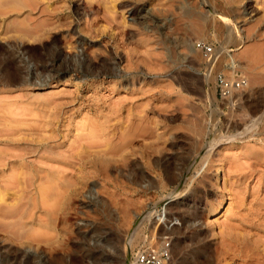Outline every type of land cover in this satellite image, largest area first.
Masks as SVG:
<instances>
[{
    "label": "rangeland",
    "instance_id": "obj_1",
    "mask_svg": "<svg viewBox=\"0 0 264 264\" xmlns=\"http://www.w3.org/2000/svg\"><path fill=\"white\" fill-rule=\"evenodd\" d=\"M0 8V264H136L167 245L168 264H264V0ZM219 73L245 84L222 99ZM89 136L97 164L79 167Z\"/></svg>",
    "mask_w": 264,
    "mask_h": 264
},
{
    "label": "bare ground",
    "instance_id": "obj_2",
    "mask_svg": "<svg viewBox=\"0 0 264 264\" xmlns=\"http://www.w3.org/2000/svg\"><path fill=\"white\" fill-rule=\"evenodd\" d=\"M11 1H12V0H11ZM11 1L9 2L8 0H0V6L4 5V6L6 7V6H8L9 4H11ZM15 3H16V0H15ZM18 3H19V2H18ZM20 4H21V3H20ZM21 5H22V4H21ZM12 6H13V5H12ZM9 7H11V6H9ZM19 7H20V6H19ZM2 8H3V7H2ZM11 8H12V7H11ZM77 8H78V7H77ZM0 9H1V8H0ZM3 9L6 10V8H3ZM16 10H17V9H16ZM8 11H9V10H8ZM8 11H4V10H3L2 12L0 11V17L6 18L7 16H5V15L7 14ZM10 11H11V10H10ZM140 11H141V10H140ZM138 12H139V11H137V10H131V11H130V16H131L130 19L133 20V21H136V20L138 19V17L140 16V14H139ZM79 13H80V12H79ZM1 19H2V18H1ZM202 19H203V18H202ZM223 20H224V19H223ZM4 21H5V20H4ZM8 22H9V19H8ZM0 23H1V21H0ZM1 24H2V23H1ZM9 24H10V23H9ZM4 25H5V26L7 25V27L9 26L7 23H5ZM4 25H3V27H4ZM19 25H20V24H19ZM19 25H18V26H19ZM23 25H24V24H23ZM32 25H33V24H32ZM15 26H17V25H15ZM15 26H12V27H15ZM20 26H21V25H20ZM7 27H6V28H7ZM25 27H26V26H25ZM33 27H34V26H33ZM50 27H51V26H50ZM9 28H10V27H8L7 29L10 30ZM16 28H17V27H16ZM22 28H23V27H22ZM22 28H21V29H22ZM12 29H13V28H12ZM12 29H11V30H12ZM18 29H19V28H18ZM31 29H32V28H31ZM52 29H53V28H52ZM0 30H1V29H0ZM8 30H6V33H8V32H7ZM11 30H10V32H11ZM13 30H14V29H13ZM25 30H26V29H25ZM4 31H5V29H4ZM19 31H20V29H19ZM23 31H24V30H23ZM14 32H15V31H14ZM16 32H18V30H17ZM26 32H27V31H26ZM26 32L24 33V32H22V30H21V33H22V34L20 33V34H21V35H20V34L18 33V34L21 36L20 38L26 36V37H28V39H29V38H31V39H35V38L38 37L37 34L33 33V32H34L33 30L28 29V33H26ZM41 32H42V31H41ZM6 33H4V34H6ZM18 34H17V35H18ZM2 35H3V34H2ZM15 35H16V34H15ZM19 35H18V36H19ZM45 36H46V35H45ZM11 37H12V36H11ZM14 37H15V36H14ZM26 37H25V38H26ZM18 38H19V37H18ZM22 39H23V38H22ZM55 48H56V47H55ZM55 48H54V49H55ZM12 49H13V48H12ZM12 49H11V50H12ZM56 50H57V49H56ZM54 51H55V50H54ZM9 52H10V51H9ZM52 52H53V51H52ZM56 52H57V51H56ZM59 54H60V53L57 52V53L54 55V57H53V61L50 62V63H51L50 65L48 64L50 67L53 68V66H54V61H55V63H56L57 61H59V59H60V55H59ZM6 55H7V54H6ZM43 60H44V59H43ZM51 60H52V59H51ZM61 60H63V58H61ZM1 61H2V60H1ZM60 62H61V61H60ZM84 62H85V60H84ZM19 63H20V62H19ZM46 63H47V62H45V64H46ZM22 64H23V63H22ZM86 64H88V63H86ZM48 65H45V66H48ZM107 66H108V65H106V68H107ZM90 67H92V66H90ZM94 67H96V65H95ZM92 68H93V67H92ZM104 68H105V65H104ZM111 68H112V67H111ZM106 70H107V69H106ZM16 71H17V74H21L24 70H23V68H22V69H21V68H17ZM22 74H23V73H22ZM24 74H25V73H24ZM23 77H24V76H23ZM4 81H5V80H4ZM6 81H7V80H6ZM6 81H5V82H6ZM256 94H257V93H256ZM261 104H262V103H261ZM110 125H112V124H110ZM134 125H136V124H134ZM115 126H116V125H115ZM115 126H113L112 129H114ZM130 126H131V125H130ZM136 126H137V125H136ZM110 127H111V126H110ZM128 127H129V125H128ZM138 127H139V125H138ZM106 128H107V126H106V122H104V123H100L99 125H97L94 129H96V131L98 130L99 132H101L100 134H103V132L106 130ZM133 128H134V127H133ZM109 129H110V128H109ZM134 129H135V128H134ZM93 131H94V130H93ZM111 131H112V130H111ZM113 131H115V130H113ZM93 133H94V132H93ZM93 133H92V134H93ZM127 134H128V133H127ZM14 135H15V134H14ZM129 135H130V134H129ZM15 137H16V136H15ZM89 137H90V136H89ZM92 137H93V136H91L90 138H86V137H85V139L83 138L84 140L81 138V139H80V142L83 141V144H82V143H79V140H78V143H79V144H76V145H79L80 147H83V148L86 147L87 150L85 149V151H83V152H87V153H88V154H87V153H83V152H81V153H82V155H81V154L78 152V154L80 155L79 157H78V154L75 155V156L78 157V166H79V167H82V166H84V165H89V166L91 165V166H93V167H96V164H97V163L95 162V159H98V156H99V155H98V154H99L98 151H100V150H94V149L92 150V149H90V148H93V146H94L95 143L97 142V140H96V141H95V140H92V139H93ZM6 138H7V137H6ZM44 138H45V137H44ZM126 138H127V137H125V139H126ZM125 139H124V141H125ZM129 139H130V138H129ZM49 140H50V139H49ZM8 141H9V140H7V142H8ZM17 141H18V140H17ZM85 141H86L87 144H88V145H86V146L84 145V142H85ZM94 141H95V142H94ZM126 141L128 142L129 140L127 139ZM12 142H13V141H12ZM18 142H19V141H18ZM39 142L41 143V142H43V141H39ZM86 142H85V144H86ZM45 143H46V142H45ZM97 143H98V142H97ZM97 143H96V144H97ZM128 143L130 144L131 141H129ZM128 143L125 142V143H123V145H119L120 147H119V146H117V147L114 146V147H116V148L119 147V150H120V152H121V150H122L123 148L128 147V146H126ZM41 144H42V143H41ZM93 144H94V145H93ZM35 145H36V144H35ZM39 145H40V144H39ZM39 145H38V146H39ZM130 145H131V144H130ZM130 145H129V147H130ZM27 146H28V145H27ZM38 146H37V148H38ZM41 146H42V145H41ZM72 146H73V145H72ZM79 146H75V145H74V147H78L77 150L79 149ZM97 146H98V144H97ZM97 146L95 147V149H96V148H97V149H98V148L100 149L101 146H100V145H99V147H97ZM29 147L31 148L32 146L29 145ZM35 147H36V146H35ZM69 147H71V145H70ZM69 147H68V148H69ZM25 148H26V147H25ZM33 148H34V147H33ZM37 148H36V149H37ZM44 148H45V147H44ZM49 148H51V145H50ZM54 148H55V147H54ZM54 148H53V149H54ZM72 148H73V147H72ZM130 148H131V147H130ZM130 148H128V149H130ZM34 149H35V148H34ZM34 149H33V150H34ZM42 149H43V147H42ZM51 149H52V148H51ZM53 149H52V150H53ZM55 149H56V148H55ZM55 149H54V150H55ZM70 149H71V148H70ZM75 149H76V148L71 149L72 152H75ZM114 149H115V148H114ZM33 150H30V152L33 151ZM49 150H50V149H49ZM52 150H51V153H52V154L49 152V156H50V154H51V156L53 155L54 152H52ZM58 150H59V149H58ZM58 150H56L54 154H56V152H58ZM71 150H70V151H71ZM82 150H83V149H82ZM82 150H81V151H82ZM106 150H107V149H106ZM108 150H109V149H108ZM108 150H107L106 152H108V155H110V154H109L110 151H108ZM110 150H111V149H110ZM116 150H118V149H115V151H116ZM126 150H127V149H126ZM46 151H47V150H46ZM66 151H67V149H66ZM79 151H80V150H79ZM113 151H114V150H111L112 153H113ZM122 151H124V150H122ZM20 152H21V151H20ZM33 152H34V151H33ZM62 152H64V151H62ZM67 152H69V150H68ZM111 152H110V153H111ZM118 152H119V151H118ZM120 152H119V153H120ZM64 153H65V152H64ZM75 153H76V152H75ZM114 153L116 154L117 151L114 152ZM119 153H117L116 156H118ZM121 153H122V152H121ZM15 154H16V153H13V155H15ZM18 154H20V153H18ZM47 154H48V153H47ZM58 154H59V152H58ZM61 154H62V153H61ZM66 154H67V153H66ZM69 154H71V153H69ZM69 154H68L67 156H69ZM84 154H86L87 156L85 155L84 158L81 157V156H83ZM123 154H126V153H123ZM10 155H11V154H10ZM13 155H11V156H13ZM21 155H22V154H21ZM21 155H20V157H21ZM111 155H112V154H111ZM113 155H114V154H113ZM126 155H127V154H126ZM130 155H131V154H130ZM16 156H17V155H16ZM16 156L14 157L15 160L17 159ZM22 156H23V155H22ZM53 156H54V155H53ZM67 156H66V157H67ZM71 156H74V154L72 153V154L70 155V157H71ZM75 156H74V157H75ZM18 157H19V155H18ZM20 157H19V158H20ZM47 157H48V156H47ZM57 157H58V156H57ZM70 157H69V158H70ZM77 157H75V158H77ZM119 157H120V156H119ZM11 158H12V157H11ZM24 158H25V157H24ZM54 158H56V157H54ZM59 158H60V156H59ZM75 158H73V159H75ZM21 159H22V162H23L24 160H23L22 157H21ZM49 159H51V158H49ZM56 159H57V158H56ZM71 159H72V158H71ZM17 160H19V159H17ZM68 160H69V159H68ZM124 160H125V159H124ZM0 161H1V160H0ZM13 161H14V160H13ZM75 161H77V160H75ZM117 161L119 162V160H117ZM22 162H21V163H22ZM114 162H115L116 164L118 163V162H116V161H114ZM27 163H28V162H27ZM29 163H31V162H29ZM37 163H39V162H37ZM120 163H121V162H120ZM124 163H126V165H127V162H124ZM6 164H7V163H6ZM23 164L25 165L24 162H23ZM23 164H22V165H23ZM69 164H73L72 161H69ZM75 164H76V163H75ZM75 164H73V165L75 166ZM2 165H3V164H2ZM27 166H28V165H27ZM71 166H72V165H71ZM115 166H116V165H115ZM19 167H21V166H19ZM24 167H25V166H24ZM38 167H39V166H38ZM100 167H108V165H107V164H106V165H101V164H100ZM128 167H129V166H128ZM131 171H132V170H131ZM21 175H22V174H20V176H21ZM24 177H27V176L24 174ZM14 178H15V177H14ZM22 178H23V177H22ZM16 179H17V178H15V182H17ZM24 179H25V178H23V181H21V182L25 183ZM26 181H27V180H26ZM28 181H29V180H28ZM32 181H33V180H32ZM47 181H48V180H47ZM12 183H14V182H12ZM28 183H29V182H28ZM31 183H32V182H31ZM31 183H30V186H33V185H31ZM9 184H10V183H9ZM32 184H33V183H32ZM7 185H8V184H7ZM7 185H6V186H7ZM12 185H18V184L16 183V184H12ZM21 185H22V187H24L26 184L24 185V184L21 183ZM23 185H24V186H23ZM34 186H35V185H34ZM7 187H8V186H7ZM9 187H11V186H9ZM18 187H19V186H17V189H18ZM22 187H21V188H22ZM13 188H15V187H13ZM20 191H22V190L20 189ZM23 191H24V190H23ZM43 191H44V189H43ZM47 192H48V191H47ZM44 193H46V192H43V194H44ZM48 193H49V192H48ZM48 193H46V194H48ZM43 194H42V195H43ZM46 194L43 195V196H44V197L47 196ZM198 194H199V193H198ZM222 194H223V193H222ZM48 195H49V194H48ZM224 195H226V194H224ZM224 195H223V196H224ZM223 196L217 198V200L215 201V204H218V205H219V203H221L222 200H223ZM199 198H200V197H199ZM201 198H202V196H201ZM195 199H196V198H195ZM197 200H198V199H197ZM199 202H200V201H199ZM211 204H212V203H211ZM214 206H215V205H214ZM210 207H211V206H210ZM214 208H215V207H214ZM213 210H214V209H213ZM14 213H15V212H14ZM193 215H194V214H193ZM7 216H8V215H7ZM21 218H22V216H21ZM185 221H186V220H185ZM187 221H188V219H187ZM187 221H186V222H187ZM213 221H214V220H213ZM186 222H185V223H186ZM211 222H212V221H211ZM15 224H16V223H15ZM173 230H174V229H173ZM173 230H172V231H173ZM177 230H178V229H177ZM172 231H171V232H172ZM178 231H179V230H178ZM178 231H177V232H178ZM172 233H173V232H172ZM35 234H36V233H35ZM192 234H193V233H192ZM195 234H196V235H194V236L197 237L200 233H195ZM187 235H188V234H187ZM38 236H39V235H38ZM27 237H28V236H27ZM31 237H32V236H31ZM35 237H36V236H35ZM200 237H201V236H200ZM188 239H189V238H188ZM198 239H199V237L197 238V240H198ZM31 240H33V239H31ZM37 240H38V239H37ZM39 240H40V239H39ZM190 240H191V237H190ZM195 240H196V238H195ZM199 240H200V239H199ZM40 241H41V240H40ZM187 241H188V240H187ZM192 241H193V240H192ZM31 242H32V241H31ZM177 242H178V241H177ZM184 242H185V240H184ZM184 242H183V244H184ZM195 242H196V241H195ZM198 242H199V241H198ZM179 245H182V241L178 242V243H177V246L175 245V246H176V250H177V252H180V251H181V250L179 251ZM197 245H198V244H197ZM174 249H175V248H174ZM176 250H175V251H176ZM177 252H176V253H177ZM180 253H181V252H180ZM178 254H179V253H178ZM248 255H249V254H248ZM250 255L253 256L252 254H250ZM20 257H21V256H20ZM12 258H13V257H12ZM84 258H85V257H84ZM248 259H249V258H248ZM250 260H252V259H250ZM254 260H255V259H254ZM96 261H97V259H96ZM105 261H106V260H105ZM102 262H103V261H102ZM107 262H108V261H106V263H107ZM196 262H198V261H196ZM198 263H199V262H198ZM44 264H48L47 261L44 262ZM201 264H202V263H201ZM253 264H254V263H253Z\"/></svg>",
    "mask_w": 264,
    "mask_h": 264
},
{
    "label": "built area",
    "instance_id": "obj_3",
    "mask_svg": "<svg viewBox=\"0 0 264 264\" xmlns=\"http://www.w3.org/2000/svg\"><path fill=\"white\" fill-rule=\"evenodd\" d=\"M199 46V45H198ZM203 47H205L203 45ZM206 51H211V48L205 47ZM245 84V79L242 76L227 77L221 73L216 75L215 90L217 95L222 99H226L233 94L235 89H240ZM169 245L161 248L139 251L135 256L136 264H168L170 260Z\"/></svg>",
    "mask_w": 264,
    "mask_h": 264
}]
</instances>
